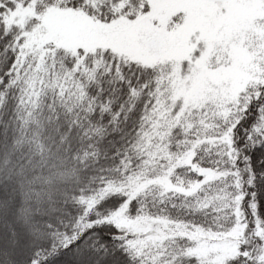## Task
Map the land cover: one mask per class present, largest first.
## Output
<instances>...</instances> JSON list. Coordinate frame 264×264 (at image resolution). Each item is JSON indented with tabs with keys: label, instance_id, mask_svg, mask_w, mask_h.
Masks as SVG:
<instances>
[{
	"label": "snow or ice",
	"instance_id": "obj_1",
	"mask_svg": "<svg viewBox=\"0 0 264 264\" xmlns=\"http://www.w3.org/2000/svg\"><path fill=\"white\" fill-rule=\"evenodd\" d=\"M0 264H264V0H0Z\"/></svg>",
	"mask_w": 264,
	"mask_h": 264
}]
</instances>
